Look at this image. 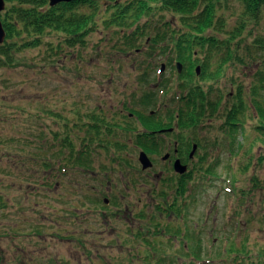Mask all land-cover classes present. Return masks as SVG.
<instances>
[{
	"label": "rangeland",
	"instance_id": "374dc122",
	"mask_svg": "<svg viewBox=\"0 0 264 264\" xmlns=\"http://www.w3.org/2000/svg\"><path fill=\"white\" fill-rule=\"evenodd\" d=\"M6 7L5 3V10ZM109 7H103L97 15L98 30L87 37L83 47L68 49L61 35L45 34L40 47L15 52L13 66H2L0 62V197L7 204L6 211L0 208L1 264H168L163 259L173 264L178 259L190 264L194 257L189 256V249L194 240L201 239L208 251H198L202 257L199 260L210 258L206 264H221L213 253L221 249L222 240H233L237 249L247 240L251 254L259 255L256 250L264 249V161L260 162L264 148L260 142L254 143L257 119L248 94L243 97L247 117L244 131L250 140L237 150L236 158L229 152V139L220 127L227 108L234 102L237 87L247 93L264 77V52L257 49L264 48V9L257 21L247 22L242 36L229 46L234 57L229 60L228 37L239 25L243 6L237 0L218 1L217 16L221 21L208 35L218 40V47L213 49L212 70L224 60L223 73L217 81L195 83L205 91L212 88L210 98H222V103L213 117L209 107L205 117H210L196 128L183 132L175 128L168 140L157 147L155 155L149 156L152 168L141 171L140 150L129 134L128 148L121 152L129 159V169L115 167L110 155L102 151L93 157L92 169L84 172L68 163L71 168L61 175V149L72 139L68 151L74 147L78 150V137L84 135L79 132L83 129L74 125L77 111L82 115L94 111L106 122L121 121L127 111L140 110L143 114L156 113L158 119L165 121L168 112L175 115L178 109L172 101L177 83L164 96L159 95L157 102L161 85L152 88L142 79L147 74L150 81H156L155 68L166 59L153 58L149 39L144 37L140 51L130 49L127 37L131 29L103 23ZM78 11L88 12V8ZM161 12L165 21L180 25L178 17ZM149 21L154 24L155 18L146 17L141 23ZM239 41L242 43L237 45ZM163 76L174 79L168 68ZM149 91L156 95L153 104L147 102L140 108L137 99L144 101ZM154 93L148 94L153 97ZM259 93L264 91L260 89ZM156 102L162 104L161 108ZM138 128L143 130L140 125ZM238 139L241 141L242 136ZM198 143L201 149L197 146L192 155V170L185 174L184 192L180 193L171 167L165 162L173 163L177 150L178 157L187 160L193 150L191 145ZM166 153L169 159H162ZM45 161H50L55 169L57 175L53 179L43 167ZM89 171L93 174L89 175ZM233 175L237 183L232 188L238 194L250 193L237 215L225 209L229 198L222 196V186L226 187V179ZM121 178L128 194L122 191ZM107 181L110 183L105 184ZM44 182L51 186H43ZM108 192L113 195L104 196ZM105 198L114 202L103 203ZM181 202L186 210L183 217L177 216L176 211ZM168 206L170 213L161 211ZM154 219L162 224L159 234L151 232ZM172 233L177 237L162 245V240ZM148 242L154 243V258L147 254Z\"/></svg>",
	"mask_w": 264,
	"mask_h": 264
},
{
	"label": "trees",
	"instance_id": "16d2710c",
	"mask_svg": "<svg viewBox=\"0 0 264 264\" xmlns=\"http://www.w3.org/2000/svg\"><path fill=\"white\" fill-rule=\"evenodd\" d=\"M218 1L78 0L51 7L48 0H5L7 7L2 14V24L7 38L4 44L0 46V62L2 66H13V54L29 48L40 47L42 38L46 36L45 34L54 33L61 35L64 39L62 43L68 49L78 46L83 47L87 37L96 29L98 30L97 15L101 13L103 7L108 5L111 8L109 7L108 11L105 12V21H103L106 26L115 25L118 28L127 30L133 29L136 26L127 39V46L129 45L130 49H139L142 40L147 38L150 41V55L153 58L158 60V56H165L167 64L170 67H174L175 62L182 63L184 66L182 73L179 74L176 71L174 75L176 80L172 81V83H177L175 85L177 88L175 95L181 96L180 101L182 103L176 112L178 115L169 113L167 120L163 121L158 119L156 113L149 115L143 114L140 110H132L134 115L133 120L129 119L128 115H125L119 119L121 121L107 119L105 122L102 116L97 115L94 111H90L85 115L80 114L79 111L75 113L77 121H75L74 125L80 126L83 131L79 130V132H82L84 135L78 137L80 142L79 149L76 150L74 147L72 150L74 152L73 166L83 170H90L92 169L93 157L103 151L110 155L109 158H112L111 164L115 167L122 168V170L125 168L129 169L131 165L129 159L121 155V152L128 148L127 144H129L130 140L127 138L129 134L133 135L136 148L147 154L154 153V150L147 144L152 134L140 132L139 125L147 132H158L172 127L171 123L173 122H176L184 130L196 128L200 124V121L210 117H205V113L209 107L212 110V113L209 115L213 117L215 110L217 111V107L222 103V98L218 100L210 98L213 92L212 88L209 91H205L202 87L193 83V80L201 82L217 81L223 73L224 60L214 68L215 70H212L213 49L218 47V40L208 35L209 31L217 29L215 26L220 24L221 21L220 17L217 16L216 4ZM237 1L242 4L243 8L238 20L239 25L228 37V50L229 46L242 36L247 22L257 21L264 9V0ZM86 6L88 12L82 13L78 11L80 8H86ZM109 10H111V13L108 15ZM161 11L170 12L175 18L178 17L180 25L174 26L172 22L165 21L164 17L160 16L162 15ZM146 17L150 19L155 18V23L152 24L149 21L145 25L142 24L141 21ZM15 40H18V42ZM241 43L242 41H239L237 45ZM166 49L170 50V52H167ZM257 49H261L264 52L263 46H259ZM194 51H197L199 54L195 56ZM200 55H203V57ZM228 58L229 60L234 58L230 50ZM197 66L201 68V74L198 79H196ZM142 79L146 83L150 82L147 74ZM170 81L171 79L164 78V82L161 83V88L165 92H167V89H170ZM153 82L151 81L150 83ZM260 89L264 91V77L262 76L256 84L254 83L249 88L247 93H244L241 87H237V92L232 97L234 102L231 107L227 108L224 115V124L220 128L229 139V152L235 158L237 150H241L243 145L249 143L250 140V138L245 136L244 131L247 117L244 113L246 104L243 97L246 94H248L249 103L254 109L255 118L257 119L256 126L253 128V131L257 135L254 143L260 142L264 148V93H259ZM148 93L151 95L154 92H146L144 101L139 98L137 99V104L139 103L140 108L146 105L147 102H149L150 106L153 104L152 99L155 98V93L153 97H150ZM136 118L138 123H135L137 122ZM239 135L242 136L241 141L238 139ZM125 140L126 142H124ZM254 143L249 146L250 151ZM68 144L72 148L73 140L68 139ZM200 144L198 143L197 145L201 149ZM263 161L264 158H261L260 162ZM44 166L48 172L52 168L50 161H45ZM65 166L66 164H64ZM102 169L104 170V168ZM226 181H229V183L225 184L226 187L222 186V196H228L229 200L227 199L224 206L226 210L230 209L233 211L234 213L232 214L234 215L238 209H242L245 198L250 193L240 191L241 193L238 194L235 188L234 191L232 187L237 183L234 175L231 179L227 178ZM254 182H256L255 178ZM47 185L46 182L43 183V186L47 187ZM180 192L183 193L184 189H181ZM1 201L2 198L0 197V208H3V201ZM178 214L181 213L179 212ZM152 224L154 225L150 227L151 229L157 228L158 230L161 227L159 221H153ZM185 225L189 228L191 227L188 223ZM192 236L195 239L193 233ZM194 242L189 249L191 255H195L201 250L203 252L208 251L204 245V239H201L200 242L194 240ZM227 243L231 244L224 254L221 249H218L215 251L216 255L215 252L213 253L214 258L221 260L223 263L225 262V264H264V249L262 247L256 250V252H259V255L253 256L247 248V240H244L243 244H241L243 246L238 249L235 247L236 243L233 240H228ZM210 255H212V252ZM197 258H199V254H197Z\"/></svg>",
	"mask_w": 264,
	"mask_h": 264
},
{
	"label": "water",
	"instance_id": "95a60500",
	"mask_svg": "<svg viewBox=\"0 0 264 264\" xmlns=\"http://www.w3.org/2000/svg\"><path fill=\"white\" fill-rule=\"evenodd\" d=\"M71 1H74V0H49L51 6H55V5L62 3V2H71ZM4 9H5V0H0V14H1V12L4 11ZM5 38H6V33H5L4 28H3L2 23L0 21V44H2L4 42ZM179 69H181V65H179ZM139 161L142 164L143 169L151 167V165H152V163L149 161V158L147 157V155L144 152L140 153ZM175 168L179 171L185 170V167H181L178 162H176Z\"/></svg>",
	"mask_w": 264,
	"mask_h": 264
},
{
	"label": "flooded vegetation",
	"instance_id": "af4514ba",
	"mask_svg": "<svg viewBox=\"0 0 264 264\" xmlns=\"http://www.w3.org/2000/svg\"><path fill=\"white\" fill-rule=\"evenodd\" d=\"M179 153H180V152H178L177 154H179ZM180 158H181V157H180ZM180 158H179V159H180ZM168 159H169V158H168ZM169 161H170V160H169Z\"/></svg>",
	"mask_w": 264,
	"mask_h": 264
}]
</instances>
